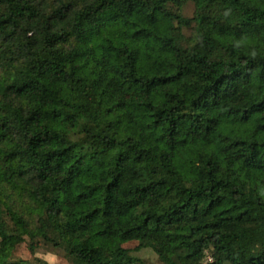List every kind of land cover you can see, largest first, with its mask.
I'll return each mask as SVG.
<instances>
[{
    "label": "trees",
    "instance_id": "trees-1",
    "mask_svg": "<svg viewBox=\"0 0 264 264\" xmlns=\"http://www.w3.org/2000/svg\"><path fill=\"white\" fill-rule=\"evenodd\" d=\"M21 244L264 264V0H0V264Z\"/></svg>",
    "mask_w": 264,
    "mask_h": 264
},
{
    "label": "rangeland",
    "instance_id": "rangeland-1",
    "mask_svg": "<svg viewBox=\"0 0 264 264\" xmlns=\"http://www.w3.org/2000/svg\"><path fill=\"white\" fill-rule=\"evenodd\" d=\"M181 14L186 18H191L194 14V4L192 1L184 3ZM184 35L190 36L189 30H183ZM137 246L136 242L125 244L123 247L132 251ZM132 255L139 258L143 264H162L159 262L157 256L149 249H144L139 252H132ZM14 260L23 261L29 264H69V261L63 256L47 252V250L40 248L34 255L31 254L26 244L19 245L14 254ZM205 263V262H204Z\"/></svg>",
    "mask_w": 264,
    "mask_h": 264
}]
</instances>
